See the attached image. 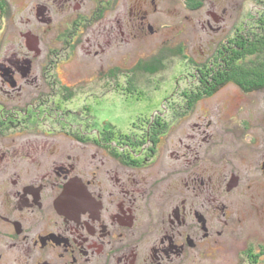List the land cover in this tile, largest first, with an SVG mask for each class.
<instances>
[{"label":"flooded vegetation","instance_id":"1","mask_svg":"<svg viewBox=\"0 0 264 264\" xmlns=\"http://www.w3.org/2000/svg\"><path fill=\"white\" fill-rule=\"evenodd\" d=\"M158 5L0 0V264L262 260L264 238L238 226L242 207L264 196V20L230 28L180 76L156 75L172 68L167 55L142 71L111 65L97 73L114 66L113 75L89 78L63 66L88 68L82 50L96 61L112 44L136 47L160 29L151 21ZM242 50L245 70L236 67ZM99 79V97L141 106L129 134L97 120L106 102L90 84ZM61 133L102 149L93 159H12L13 147L28 152Z\"/></svg>","mask_w":264,"mask_h":264},{"label":"rangeland","instance_id":"2","mask_svg":"<svg viewBox=\"0 0 264 264\" xmlns=\"http://www.w3.org/2000/svg\"><path fill=\"white\" fill-rule=\"evenodd\" d=\"M197 1H200L202 4L197 5ZM157 2L159 5L156 11L151 14V21L159 23L158 28L160 27V29L158 32L154 35L151 34L148 39L141 36L138 38L139 42L133 39V37H129L130 43H132L131 39L134 42H138L136 47L126 42L122 44L118 42L117 45L112 44L108 46V49H110L109 54L105 57H99L96 61L91 59V56L82 50L80 53L81 58L87 61L85 64L88 68L84 69L81 67L82 65H77L78 59L70 61L66 65L63 64V66L69 68L67 70L68 75L73 77L79 76L80 78L86 75L89 78L95 75V71L97 73L100 69H107L111 65L122 66L125 72L126 69H131L135 66L138 71H142L147 69L146 66L154 58L167 55L169 57L168 60L173 61L171 63L172 68L169 71L161 69L156 75L159 77H161L160 75L166 77L169 74L174 77L180 76L186 70V68H183L186 59L200 60L205 52L207 54L213 52L216 49V41L224 35L227 36L230 28L234 30L236 27L240 30L245 25L251 28L253 25L256 26L260 21L264 20V0H157ZM213 12H217L220 15L219 20L214 18ZM209 20L214 26L222 24L223 29L221 32L210 28L208 25ZM165 39L171 40L169 47L163 46ZM182 44L185 45V52L181 49ZM111 59L114 60V63L110 62ZM174 66L176 67L173 68ZM112 67L110 70L102 72L103 75H113L112 73L116 68ZM64 72L61 73L62 76H66V72ZM102 73H97V75L103 76L101 75ZM104 80L106 81V79ZM99 84H101V79L98 82L92 81V84H90V92H96L93 94V96L96 95L95 101L98 98H105L103 101L106 102L104 105V109L106 110L105 116L99 115L97 120L102 121V117L108 118V126L111 125L110 127H113L114 125H118L116 127L120 126V128H123V133L125 134L129 130L128 125L130 121H132L136 113L140 112L141 106L126 98H120L119 100V98H110V96L106 97V95L99 97L102 94ZM109 85H113V83H109L108 81ZM145 90L147 91L146 88ZM87 92H89V89ZM65 93L68 95L71 91H65ZM76 95L78 96L79 94ZM95 101L92 100V103ZM64 129L69 131L70 128L67 126ZM76 131L75 133H78ZM66 134L61 133L62 137L58 135L53 136L51 139L55 141L49 144L46 143L44 146L35 142L34 146H27L26 150L28 152L22 150L21 153H16L13 147L11 152L12 159H93L92 155L102 149L95 144L91 147L84 146L77 139L75 141L68 140L66 139ZM109 150V148L103 150L107 154L105 158L115 159L111 156ZM244 207L245 210L241 212L244 215V222L238 228L246 230L247 233L250 232L257 239L264 238V196H260V199L254 205H244L242 208ZM220 259H223V257ZM261 259L263 261L261 260L259 264H264V256ZM219 264H231V262L221 261Z\"/></svg>","mask_w":264,"mask_h":264},{"label":"trees","instance_id":"3","mask_svg":"<svg viewBox=\"0 0 264 264\" xmlns=\"http://www.w3.org/2000/svg\"><path fill=\"white\" fill-rule=\"evenodd\" d=\"M197 5L198 4H202L200 1H197V3H196ZM195 4V5H196ZM199 7V6H198ZM264 47V43L261 45V46H259V48H263ZM246 52H248L247 50H245V51H243L242 50V52H241V54H240V52H239V54H237V58H236V67L237 68H239V69H241V70H245L246 69V66H248V64H242V63H246L245 62V57H244V54L246 53ZM258 60V59H257ZM241 63V64H240ZM253 69V68H252Z\"/></svg>","mask_w":264,"mask_h":264}]
</instances>
